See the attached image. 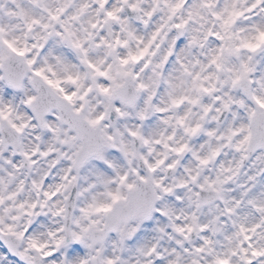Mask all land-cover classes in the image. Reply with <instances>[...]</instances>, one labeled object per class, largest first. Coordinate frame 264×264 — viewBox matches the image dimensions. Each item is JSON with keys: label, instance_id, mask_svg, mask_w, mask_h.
<instances>
[{"label": "clouds", "instance_id": "obj_1", "mask_svg": "<svg viewBox=\"0 0 264 264\" xmlns=\"http://www.w3.org/2000/svg\"><path fill=\"white\" fill-rule=\"evenodd\" d=\"M0 54V247L18 264H264V0H0ZM29 95L63 106L58 137Z\"/></svg>", "mask_w": 264, "mask_h": 264}, {"label": "snow or ice", "instance_id": "obj_2", "mask_svg": "<svg viewBox=\"0 0 264 264\" xmlns=\"http://www.w3.org/2000/svg\"><path fill=\"white\" fill-rule=\"evenodd\" d=\"M37 2H39V0H37ZM19 14L24 16L28 15L23 9H21ZM50 15L51 18H56V14L50 13ZM108 15L113 16L114 13L109 12ZM28 23L30 27L31 24L40 23V21L38 19L31 18L29 19ZM45 27H47V25H45ZM4 44L8 46L9 50L12 53H19L20 55H23V51L21 49L16 48L12 41L5 40ZM7 60L8 63L11 64V57H8ZM4 62L5 57L0 54V66H2ZM28 63L31 64L32 62L28 61ZM37 74L39 75L40 73ZM8 83L9 86L13 88L22 87V74L9 70ZM48 83L51 84L53 82L48 81ZM65 98L67 100H71V96H66ZM33 101H37L33 108V111L35 112L36 119L40 121V125L46 130L48 134H51L54 137H58L61 130L60 124L56 122H50L49 114L51 113L55 117L56 121H64L63 106L58 101L53 99H46L44 97H41L39 100H37V97L29 95L27 98V103L32 104ZM258 103H260L261 106L264 107V101L258 100ZM57 112H59L58 116L56 115ZM252 116L253 119L256 121L258 129L260 130V142L264 144V112L259 114L253 113ZM66 122L70 124L72 128H74L77 132L81 131L79 124L75 120L69 119ZM92 123H95V121H93ZM20 130L21 129L17 128V131ZM248 139L249 137L246 136L244 140L240 141L237 147L239 148L240 146H242L245 142L248 141ZM121 179H123V177H121ZM147 211L148 208L146 205L138 203L134 210H130L127 213L122 212L120 215H118L114 224L118 228L120 223L129 219L132 215L146 214ZM245 239H249V237L246 236ZM244 251L247 252V249H244ZM8 252L11 253V257L8 255ZM251 254L254 257H264V250L252 248ZM15 256H23V254L17 252L15 247L11 243L7 244V251H5L3 247H0V264H18V262L12 258ZM244 259L247 261V264H254V261H252L249 257L245 256ZM108 264H112V262L109 261ZM219 264H228V261L221 260L219 261Z\"/></svg>", "mask_w": 264, "mask_h": 264}]
</instances>
